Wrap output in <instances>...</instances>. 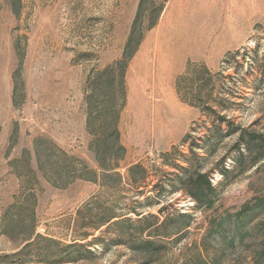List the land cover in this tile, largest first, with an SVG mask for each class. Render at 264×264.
<instances>
[{
	"label": "rangeland",
	"instance_id": "obj_1",
	"mask_svg": "<svg viewBox=\"0 0 264 264\" xmlns=\"http://www.w3.org/2000/svg\"><path fill=\"white\" fill-rule=\"evenodd\" d=\"M240 132L264 137V0H0V264H254Z\"/></svg>",
	"mask_w": 264,
	"mask_h": 264
},
{
	"label": "trees",
	"instance_id": "obj_2",
	"mask_svg": "<svg viewBox=\"0 0 264 264\" xmlns=\"http://www.w3.org/2000/svg\"><path fill=\"white\" fill-rule=\"evenodd\" d=\"M238 139L239 144L245 147L246 152L239 150L234 158V165L239 168V171H243L252 167L264 157V137L258 134L240 132ZM177 168L182 173V175L176 176L178 185L199 206L210 207L217 196V187L213 186L210 174L201 172L193 166H177ZM228 173L229 171L223 170L221 175L227 178ZM254 264H264V258L256 260Z\"/></svg>",
	"mask_w": 264,
	"mask_h": 264
},
{
	"label": "bare ground",
	"instance_id": "obj_3",
	"mask_svg": "<svg viewBox=\"0 0 264 264\" xmlns=\"http://www.w3.org/2000/svg\"><path fill=\"white\" fill-rule=\"evenodd\" d=\"M179 13H180V11H178ZM206 24V23H205ZM210 26V25H209ZM180 35H185V32L182 34V33H180ZM179 39V38H178ZM177 39V40H178ZM189 42H191V40H188ZM222 42V41H221ZM157 46V45H156ZM158 58V57H157ZM161 58V57H160ZM156 59V58H155Z\"/></svg>",
	"mask_w": 264,
	"mask_h": 264
}]
</instances>
